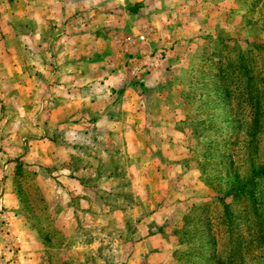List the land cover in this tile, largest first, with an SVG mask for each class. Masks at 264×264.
I'll return each instance as SVG.
<instances>
[{
	"label": "rangeland",
	"instance_id": "1",
	"mask_svg": "<svg viewBox=\"0 0 264 264\" xmlns=\"http://www.w3.org/2000/svg\"><path fill=\"white\" fill-rule=\"evenodd\" d=\"M41 22L65 42L22 36ZM0 23V264H264V0H0ZM48 53L82 61L81 126L52 124L75 99Z\"/></svg>",
	"mask_w": 264,
	"mask_h": 264
},
{
	"label": "crops",
	"instance_id": "2",
	"mask_svg": "<svg viewBox=\"0 0 264 264\" xmlns=\"http://www.w3.org/2000/svg\"><path fill=\"white\" fill-rule=\"evenodd\" d=\"M44 13V11L42 12ZM1 23H0V30H1ZM30 32L23 34L22 36L24 38H28L32 39V43L34 45H42L43 47H48L47 49H50L51 46L53 45H62L65 40L64 38H59L57 37V40H55L56 38H53L55 41L51 42L50 36L48 34H46V30H51L52 27L51 25H49V23H43L41 22L40 25H34L32 27H30ZM41 31V33L39 34L38 31ZM2 34L0 32V45L2 44V41H5V39L2 40ZM7 39V37H5ZM49 54V53H48ZM2 54H0V78H2V76H4V74L6 73V71H3V66L1 65L2 62H4L5 60L7 61L6 57H3L4 59L1 58ZM10 60L11 63H13V70L14 72H18V69L14 67V63H17L18 59L16 58L15 55L10 56ZM76 63H74L72 66H64L63 61L61 59H58L57 56H54L53 54H49L46 55V58L43 59L42 63L45 66L44 69V73L39 74L38 76L41 77L42 79L45 78H53L55 77L56 79H58L59 84H56L54 87H51L50 84H48L46 87V91L47 94H49V92H57L59 95H67V98H73L75 99V102L73 103V112L72 115L70 116V112L69 115L66 118L63 119H57L55 121H52V124H54V126L60 127V128H65V125H69V126H81V124H79V118L81 116V107H79L80 105L76 102V98L79 97L82 92V83H81V78L83 76L82 74V70H81V60H77L75 61ZM33 70H35V68L32 66L29 69L26 68V73L28 74V72H33ZM33 73H30L29 75L31 76ZM27 76V75H26ZM87 77L90 78V74L86 75ZM69 79H72L73 81H70ZM67 80L69 81V83H67ZM18 86V85H17ZM18 93L22 94L21 92L23 91V87L20 88L18 87ZM28 90V88H27ZM51 90V91H50ZM95 90V89H93ZM72 94V95H71ZM77 95V96H76ZM20 98V97H18ZM64 98V97H61ZM61 98L57 100H54L53 106H57L58 108L61 107V103L60 100H62ZM20 100V99H18ZM5 102V101H4ZM26 103V102H25ZM48 103H50L48 101ZM6 104V103H5ZM2 102H0V114L1 117L4 116V111L2 112ZM76 109L78 111V109H80L79 114H77L76 116ZM0 117V118H1ZM68 120V122L65 124V122ZM70 123V124H68ZM45 126L47 124H44ZM2 133L0 130V143H2ZM7 149H3L2 146H0V158L1 157H12V153H9V149H8V153L6 152ZM11 152V151H10Z\"/></svg>",
	"mask_w": 264,
	"mask_h": 264
},
{
	"label": "trees",
	"instance_id": "3",
	"mask_svg": "<svg viewBox=\"0 0 264 264\" xmlns=\"http://www.w3.org/2000/svg\"><path fill=\"white\" fill-rule=\"evenodd\" d=\"M139 6H140V4L135 5V7H133V11H135V12L139 11Z\"/></svg>",
	"mask_w": 264,
	"mask_h": 264
}]
</instances>
